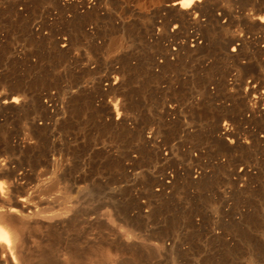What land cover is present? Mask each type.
Here are the masks:
<instances>
[{"label": "bare ground", "instance_id": "obj_1", "mask_svg": "<svg viewBox=\"0 0 264 264\" xmlns=\"http://www.w3.org/2000/svg\"><path fill=\"white\" fill-rule=\"evenodd\" d=\"M0 186V264H264V0H0Z\"/></svg>", "mask_w": 264, "mask_h": 264}, {"label": "rangeland", "instance_id": "obj_2", "mask_svg": "<svg viewBox=\"0 0 264 264\" xmlns=\"http://www.w3.org/2000/svg\"><path fill=\"white\" fill-rule=\"evenodd\" d=\"M61 87H62V83H60V84H58V85H55V86H51V87H49L48 88V91L50 92V93H53V94H55V95H60L61 94ZM80 186H82L83 184L82 183H80L79 184ZM159 225V224H158ZM77 232L80 234V235H82L83 234V232H79V230H77ZM91 237L92 238H95L94 240H95V243H97V247H99V246H102V247H104V251L103 252H108L109 254H114L115 253V250H118L116 247H115V243H114V241H111L110 242V239H108V237L105 235V233L103 232V231H101V230H99V229H96V228H94V230L93 231H91ZM107 239V240H106ZM82 240H83V238H82ZM109 243H111V245H109ZM101 247V248H102ZM107 250V251H106ZM119 251V250H118ZM122 254V253H121ZM118 256H119V253H118ZM122 256V258L121 259H124V261H126V259H127V254H122L121 255ZM113 263H115L114 261L111 263V264H113ZM127 264H131V263H128V262H126ZM124 264V263H123Z\"/></svg>", "mask_w": 264, "mask_h": 264}, {"label": "snow or ice", "instance_id": "obj_3", "mask_svg": "<svg viewBox=\"0 0 264 264\" xmlns=\"http://www.w3.org/2000/svg\"><path fill=\"white\" fill-rule=\"evenodd\" d=\"M2 191H3V186H0V193H2ZM0 243L10 244V239H9L7 233L0 235Z\"/></svg>", "mask_w": 264, "mask_h": 264}]
</instances>
